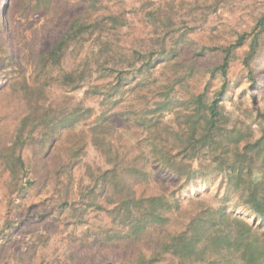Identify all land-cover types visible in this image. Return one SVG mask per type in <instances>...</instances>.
Wrapping results in <instances>:
<instances>
[{
    "label": "trees",
    "instance_id": "obj_1",
    "mask_svg": "<svg viewBox=\"0 0 264 264\" xmlns=\"http://www.w3.org/2000/svg\"><path fill=\"white\" fill-rule=\"evenodd\" d=\"M34 1L48 10L56 0ZM88 1L86 11L37 54L36 87L15 54L11 12L16 0L3 5L0 95L7 86L16 89L17 107L6 128L0 127V177L19 184L29 145L35 142L46 153L56 133L60 136L71 123L50 127V117L39 115L40 97L31 91L52 85L80 89L98 73L101 81L86 91L99 106L88 131L107 166H88V179L78 183L77 197L66 194L58 205V216L73 220L71 224L87 222L90 212L108 220L87 231L90 242L83 241L89 248L99 245L96 251L118 245L125 255L119 262L100 257L94 264H264V109L252 93V105L238 113L223 101L235 61H240L250 89L257 86L264 13L252 31L233 42L202 43L173 31V17L158 6L146 13L160 32L154 44L125 52L112 37L123 17L103 11L109 0ZM69 52L74 54L71 64ZM160 66L170 73H159ZM198 77L204 79L201 87L191 83ZM167 112L174 114L171 120L165 119ZM80 150L74 149L62 165L72 188ZM154 167L173 178L176 185L169 193L154 191Z\"/></svg>",
    "mask_w": 264,
    "mask_h": 264
},
{
    "label": "rangeland",
    "instance_id": "obj_2",
    "mask_svg": "<svg viewBox=\"0 0 264 264\" xmlns=\"http://www.w3.org/2000/svg\"><path fill=\"white\" fill-rule=\"evenodd\" d=\"M6 1L0 0V11L5 8ZM29 1L16 0L11 12V34L13 41L18 43L17 61L26 69L31 86L36 87L34 65L37 54L48 49L68 29L74 16L86 11L89 1L56 0L48 10H44L41 3L36 7L34 0L25 9ZM107 3L109 8L104 12L112 11L123 17V25L112 37L115 47L125 52L154 44L153 38L160 32L154 30L146 13L158 6L173 17V31L202 43L233 42L240 34L252 31L264 13V0H109ZM73 57L74 54L69 52V64ZM239 62L235 61L230 70L231 89L223 100L226 108L238 113L240 108L252 105V93L257 97L258 107L264 109V45L255 66L257 86L250 89L252 84L243 76L244 70ZM207 63L202 62L204 66ZM158 71L170 73L163 66L158 67ZM98 75L95 73L90 82L76 90L52 85L43 92L31 91V95L40 97L42 109L39 115L45 113L50 117V127L62 126L64 121L71 123L67 124V129L62 127L60 136L56 133L54 144L46 153L31 139L25 173L19 184L6 176L0 177V264H94L100 257L116 262L123 259L125 252L118 245H103L96 251L99 245L89 248L83 241V238L87 243L92 240L86 235L87 231L93 232L108 222L102 214L90 212L87 222L77 225L71 224V219L58 216V205L63 197L70 194L71 198H76L78 183L87 181L88 166L96 170L107 166L92 144L88 131L99 113V106L86 91L91 84L101 81ZM203 81L198 77L191 83L201 87ZM15 92L16 89L12 91L7 86L6 93L0 95V127L5 125L6 128L15 116ZM33 101H37V97ZM173 116L171 112L165 113L167 120ZM133 137L134 134L130 133V138ZM78 148L81 149L79 164L72 188L68 186L62 165ZM154 169V191L169 193L176 185L173 178L165 172H158L156 167ZM202 195L208 198L205 190ZM244 210L239 208V212L248 217L249 213ZM129 249L131 252L135 247Z\"/></svg>",
    "mask_w": 264,
    "mask_h": 264
}]
</instances>
